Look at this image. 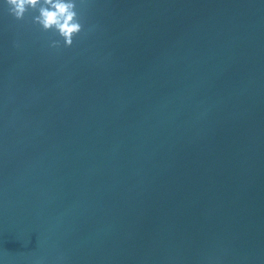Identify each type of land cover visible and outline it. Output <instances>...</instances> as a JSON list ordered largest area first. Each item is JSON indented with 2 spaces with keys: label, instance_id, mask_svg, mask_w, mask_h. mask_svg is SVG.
Returning <instances> with one entry per match:
<instances>
[{
  "label": "water",
  "instance_id": "water-1",
  "mask_svg": "<svg viewBox=\"0 0 264 264\" xmlns=\"http://www.w3.org/2000/svg\"><path fill=\"white\" fill-rule=\"evenodd\" d=\"M76 11L0 0V264H264V0Z\"/></svg>",
  "mask_w": 264,
  "mask_h": 264
},
{
  "label": "clouds",
  "instance_id": "clouds-1",
  "mask_svg": "<svg viewBox=\"0 0 264 264\" xmlns=\"http://www.w3.org/2000/svg\"><path fill=\"white\" fill-rule=\"evenodd\" d=\"M8 12L17 20H22L29 10L38 11L33 22L44 31L55 30L64 41L65 47L73 44V38L81 33L83 26L76 11V0H5ZM52 47H59L53 41Z\"/></svg>",
  "mask_w": 264,
  "mask_h": 264
}]
</instances>
